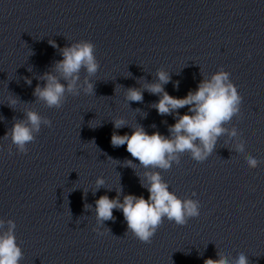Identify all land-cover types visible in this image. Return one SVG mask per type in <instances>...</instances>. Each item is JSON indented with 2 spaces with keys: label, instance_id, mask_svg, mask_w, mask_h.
<instances>
[{
  "label": "clouds",
  "instance_id": "9594fccd",
  "mask_svg": "<svg viewBox=\"0 0 264 264\" xmlns=\"http://www.w3.org/2000/svg\"><path fill=\"white\" fill-rule=\"evenodd\" d=\"M48 42L54 48L59 47L54 40ZM60 53L63 58L56 61L51 70L40 77L45 81L44 86L37 84L33 92L36 102H43L48 108H61L67 95L78 96L81 91L84 94H95L94 83L90 79L100 67L95 55V45L91 41L80 40L61 48ZM82 69L86 75L81 82ZM155 77L154 81L145 83L142 88H126L125 99L127 102L142 103L144 91L158 96V101L152 103L151 107L156 109L159 115H173L175 119V123L168 126L169 135H162L159 131L149 134L142 125L131 127L123 118L112 120L114 128L131 127V134L120 135L114 131L111 135L112 146L126 145V151L138 160L144 169L140 182L141 187L147 189L148 198L126 194L121 200L123 189L120 187L116 190L115 198L101 195L95 201L94 209L98 225H103L105 221H114L113 210H121L127 223V232L132 233L142 243L152 242L164 218L178 226H184L190 218L200 215V201L190 197L181 198L170 191L168 183L157 169L166 171L174 163L178 165L181 155L185 152L189 153L193 160L204 162L214 152L219 138L224 135L235 138L234 150L237 153H245V141L237 127H225L233 117L239 116L243 100L228 71L221 67L210 78H203L197 89L189 90L183 98L174 97L165 91L164 85L171 81L169 72L163 68L157 69ZM24 79L29 86L32 84L30 78ZM174 88L178 90L179 81L174 83ZM16 103L15 97H9L10 107ZM186 106L188 111L181 115L178 110ZM42 125L51 128L52 121L34 109H26L24 118L15 119L4 137L10 138L18 154H27V145L36 140ZM152 127L155 128V125ZM8 151L11 155V146ZM245 160L249 168H257L260 164L251 153L245 155ZM126 162L127 167L135 170L136 164L132 160ZM95 184L98 191L105 185V179L97 177ZM195 196L196 193L193 192L192 197ZM84 207L88 210L92 208L88 204ZM15 229L14 220L0 219V264H20L23 259ZM93 231L104 234L99 228ZM216 255L217 259L207 258L203 264H249L244 251L238 252L234 258L219 251Z\"/></svg>",
  "mask_w": 264,
  "mask_h": 264
}]
</instances>
